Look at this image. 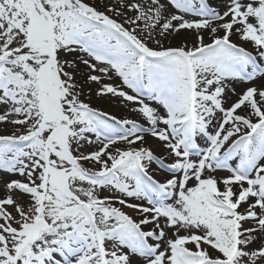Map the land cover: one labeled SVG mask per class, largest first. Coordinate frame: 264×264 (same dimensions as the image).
<instances>
[{
  "label": "snow or ice",
  "instance_id": "6c2138e0",
  "mask_svg": "<svg viewBox=\"0 0 264 264\" xmlns=\"http://www.w3.org/2000/svg\"><path fill=\"white\" fill-rule=\"evenodd\" d=\"M0 264H264V0H0Z\"/></svg>",
  "mask_w": 264,
  "mask_h": 264
}]
</instances>
